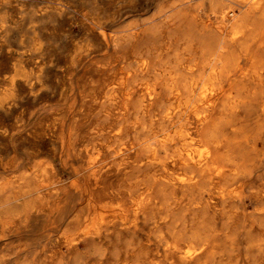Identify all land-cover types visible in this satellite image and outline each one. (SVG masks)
Here are the masks:
<instances>
[{
  "label": "rangeland",
  "instance_id": "1",
  "mask_svg": "<svg viewBox=\"0 0 264 264\" xmlns=\"http://www.w3.org/2000/svg\"><path fill=\"white\" fill-rule=\"evenodd\" d=\"M175 3L176 0H0V187L4 188H0V208L7 205L20 211L27 199L39 193L48 195L47 200L32 206L26 218L29 221L20 213L14 223L0 218V264L257 262L260 255L255 244L262 238L264 224V108L258 121L244 123L250 140L241 147L246 169L228 179L233 192L214 198L203 196L200 208L193 209L191 193L169 188L170 195L184 201L167 219L164 210L151 207L137 217L130 213L122 224L102 228L96 236L78 244L70 242L72 236L83 233L85 225L73 220L76 211L97 201L90 192L80 200L86 177L78 147L90 139L94 127H112L133 120L134 114L108 116L105 109L110 105L103 103L104 94L115 92L119 108L124 111L122 92L130 86L134 88L140 77L137 56L142 51L150 60H156V48L164 46L173 30L164 19ZM196 5L197 1L187 3L184 11L191 13ZM134 105L133 102L132 109ZM256 111L255 105H248L243 115L256 116ZM47 158L55 163L53 178L48 181L38 177V168ZM26 173L28 177L35 176L31 184L37 188L33 193L20 194L16 190L26 182ZM124 179L126 176L106 178L104 186L110 189L123 185ZM184 228L186 236L199 230L211 247L182 259L175 248L166 246V241L173 242L175 230Z\"/></svg>",
  "mask_w": 264,
  "mask_h": 264
},
{
  "label": "bare ground",
  "instance_id": "2",
  "mask_svg": "<svg viewBox=\"0 0 264 264\" xmlns=\"http://www.w3.org/2000/svg\"><path fill=\"white\" fill-rule=\"evenodd\" d=\"M195 1L197 5L193 12L184 11L187 3ZM166 14L163 19L173 28L169 40L164 41V46L156 48V60H150V56L142 51L137 56L140 77L134 88L130 86L131 89L122 92L124 111L119 108L120 99L115 92L104 94L102 100L110 105L104 110L108 116L121 114L129 117L134 114L133 120L128 119L126 124L118 123L112 127H94L90 139L78 147L86 177V188H81L80 200L86 192H90L97 201L79 206L76 211L73 220L84 222L85 225L82 234L70 238L72 244L96 236L102 228L122 224L130 213L137 217L151 207L164 210L167 219L184 201L170 195L169 188H182L191 193L193 197L189 199L190 204L193 209H198L203 196L214 198L233 192L232 182L228 179L236 178L246 169L245 154L241 147L250 140L244 123L251 119L258 121L264 108V0H181L179 3L176 0ZM133 102L135 105L132 109ZM248 105L256 106V116L243 115ZM49 159L38 168V177L42 180L53 178L55 163ZM26 175L23 176L26 182L19 184L16 190L20 194H27L37 188L31 184L35 176ZM120 176H126L123 185L105 188L106 178ZM54 194H57L56 191L52 196ZM47 198V194L39 193L24 201L20 211L3 205L0 218L7 223H14L20 213L26 219L32 206L36 202L41 204ZM262 228V238L255 244L260 255L255 264H264V224ZM186 234L185 228L180 231L176 229L172 235L174 241H166V246L175 248L182 259L205 252L211 247L199 230L188 233V236ZM250 247H253L252 244Z\"/></svg>",
  "mask_w": 264,
  "mask_h": 264
}]
</instances>
